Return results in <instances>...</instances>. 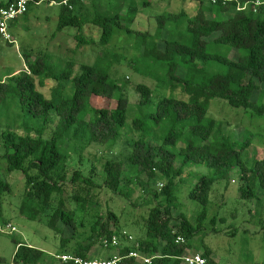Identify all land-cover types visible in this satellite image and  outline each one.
I'll return each instance as SVG.
<instances>
[{
	"label": "trees",
	"instance_id": "16d2710c",
	"mask_svg": "<svg viewBox=\"0 0 264 264\" xmlns=\"http://www.w3.org/2000/svg\"><path fill=\"white\" fill-rule=\"evenodd\" d=\"M12 1L0 0V10ZM41 1L61 7L58 31L67 27L81 30L91 22L101 28L102 45L112 41L116 30L135 35L139 53L134 62L141 66L136 70L154 79L158 90L170 93L155 101L153 89L138 84L134 87L139 94L136 108H130L127 81L112 73L114 64L125 55L107 49L94 64H82L78 70L73 61L58 66L43 57L33 60L25 53L28 70L0 78V113L14 107L15 120V127L8 128L0 120V140L5 148L0 157L7 161L8 172L20 171L23 178L19 214L42 222L61 236L57 255L91 259L100 246L121 256L117 264H139L129 255L131 251L152 257L150 264H182L180 258L188 250L200 251L193 239L204 230L215 182L239 171L244 182L242 198H257L258 191H264V157L252 163L244 158L252 134L238 139L223 134L221 124L208 116L215 98L264 116V4L256 6L258 0H190L195 3L193 14L185 10L161 13L156 16L157 30L151 33L132 25L138 7H149L152 0H143L141 5L136 0H118L111 10L97 9L93 19L76 12L82 0H29L25 15L31 3ZM121 1H128L125 13ZM76 38L88 42L82 35ZM162 38L163 46L159 43ZM36 77L41 86L46 80L55 82L50 98L38 89ZM70 87L72 94H67ZM130 115L132 123L126 127ZM129 127L138 138L127 141V162L100 156L101 183L94 177L96 169L89 175L80 168L70 173L64 149L67 143L75 145L82 162L92 144L107 147L109 153ZM197 164L211 172L201 175L191 191V198L202 207L194 226L184 213L176 211V179ZM130 166L136 171L132 178ZM143 174L148 181L139 182L146 192L143 203L149 209L136 223L139 235L132 242L121 234L116 213L110 209L102 212L95 189L107 188L125 196L121 187ZM157 184L162 186L160 190L151 189ZM7 193H12V186L0 173L3 227L9 224L1 199ZM114 235L122 240L120 248H104L102 240L110 241ZM178 236L186 240L184 244L176 242ZM16 246L12 264H37L47 257V252L26 242ZM202 254L218 264L208 247Z\"/></svg>",
	"mask_w": 264,
	"mask_h": 264
},
{
	"label": "rangeland",
	"instance_id": "374dc122",
	"mask_svg": "<svg viewBox=\"0 0 264 264\" xmlns=\"http://www.w3.org/2000/svg\"><path fill=\"white\" fill-rule=\"evenodd\" d=\"M117 1L82 0L80 4L76 5V12L85 18L93 19L97 9L100 11L111 10ZM141 1L143 0H136L140 5ZM122 3L121 12L125 13L128 1ZM194 6L195 3L190 0H152L149 7H138L132 28L142 32L155 33L157 15L164 12L179 13L182 10L193 14ZM60 9L59 5L51 4L48 1H41L38 4L33 2L26 15H21L11 23L9 33L11 41L14 39L13 43L10 42V44L0 37V78L5 79L22 70L27 71L25 53L29 54L33 60L36 57H43L47 63L58 66L73 61L75 70H78L82 64H94L98 55L107 49L125 55L123 60L114 64L112 73L127 81V90L132 104L130 108L131 106L136 108L139 94L134 91V87L138 84L144 83L150 86L153 89L155 101L163 94L169 95V90H158L157 82L154 79L136 70L141 66L134 62V58L139 53L135 47V35H130L125 30H116L112 41L107 45H102L100 43L101 28L91 22L86 23L81 30L67 27L58 31ZM77 35H82L88 42L80 43L76 38ZM162 36L166 37L167 31H164ZM212 38L213 36L209 39ZM162 42L163 38L159 41L161 46L164 45ZM35 82L38 89L47 98L52 96L54 81L46 80L45 85L41 86L39 78L36 77ZM70 90H72L71 87L67 94H72ZM13 109L14 107L5 114L4 109L0 113V120L4 123V128L15 127ZM208 116L221 124L223 134L237 139L252 134V144L244 156L246 161L252 163L255 159L264 157V116L260 117L251 110L234 108L220 98L212 100ZM132 120L133 115H130L126 127L132 123ZM130 138H138V134L131 127L123 131L122 136L109 153H107V147L92 144L84 152L82 162L79 161L80 157L75 150V145L67 143L64 149L68 155L70 173L74 169L80 168L89 175L92 174V169H96L94 177L98 183H101L104 173L100 156L104 155L105 158L126 163L129 155L127 141ZM4 151L5 148L0 140V154ZM6 166L7 161L0 157V173L12 186L10 195L7 193L1 196L5 219L15 227V231L8 233L5 232V227L0 226V264H12L16 245L19 242H26L47 252V257L37 264H63L56 258L60 251L61 236L42 222L30 220L19 214L18 204L21 201L24 181L20 171L8 172ZM128 168L132 178L136 174L135 168L133 166ZM210 172V169L205 165L197 164L187 168L182 176L176 179V194L179 202L176 211L184 213L194 226L199 222L198 216L202 207L191 198V191L200 176ZM238 173L239 171L233 172L225 179L215 182L210 195L208 215L203 221L204 230L200 237L193 239V243L200 248L198 252L203 253L207 247L211 249L213 251L212 258L218 264H264V191H258V199L254 197L242 198L240 188L244 182L239 178ZM139 181L147 183V175H141L133 183L126 181L120 189L125 196L114 194L107 188L95 189L102 212H107L110 209L116 213L121 234L125 238L131 235L136 239L139 235L136 223L142 219V216L147 215L149 209L143 203V196L146 192ZM150 187L157 191L162 186L157 184ZM213 217L216 218L215 222H212ZM140 224L143 226L142 221ZM120 241L122 240L120 239ZM92 253L94 257H107L110 254H115L116 251L97 246Z\"/></svg>",
	"mask_w": 264,
	"mask_h": 264
},
{
	"label": "built area",
	"instance_id": "2783aa9c",
	"mask_svg": "<svg viewBox=\"0 0 264 264\" xmlns=\"http://www.w3.org/2000/svg\"><path fill=\"white\" fill-rule=\"evenodd\" d=\"M215 3L217 0H211ZM29 0H15L10 2L6 7L0 10V37L4 40L11 41V35L9 33V24L16 17H19L25 14L28 10ZM66 4L67 1H64ZM264 4V0H258L255 5L260 6ZM5 232L15 231V227L10 223L5 226ZM129 241H134L133 236L128 237ZM185 239L182 236H178L176 242L184 244ZM102 244L104 248H120V238L117 235H114L109 241L108 239H103ZM130 256L136 258L139 264H150L152 257H144L138 254L136 251H131ZM156 257V256H154ZM56 258L59 259L63 264H117L121 256L118 253L111 255L110 257H93L91 259H84L80 256H75L73 254H61L56 255ZM182 264H213L210 260L203 256L201 252L188 250L187 254L181 258ZM232 264V263H228Z\"/></svg>",
	"mask_w": 264,
	"mask_h": 264
}]
</instances>
